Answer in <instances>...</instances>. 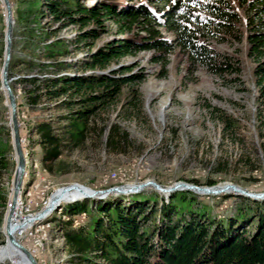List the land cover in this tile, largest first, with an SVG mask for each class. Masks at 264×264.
Segmentation results:
<instances>
[{
  "label": "trees",
  "instance_id": "1",
  "mask_svg": "<svg viewBox=\"0 0 264 264\" xmlns=\"http://www.w3.org/2000/svg\"><path fill=\"white\" fill-rule=\"evenodd\" d=\"M236 2L242 8L237 10ZM29 6L19 13L25 21L33 20L44 41L50 33L76 26V47L87 43L91 51L80 63L70 64L68 42L56 36L46 43L49 62L47 74L24 75L27 105L43 98L56 107L67 109L57 116L61 124L44 120L34 126L35 143L41 149L40 162L49 172L65 149H77L87 140L90 121L96 111L113 102L122 87L138 75L119 77L114 71L98 73L119 58L153 51L152 61L166 64L175 50L183 52L191 65H198L213 75L224 78L239 73L233 59L216 51L211 43H223L230 37L247 42V51L255 59L254 72L259 92L264 96V0H28ZM50 17L55 28L41 27V19ZM117 26L118 38L94 48V43L108 32V22ZM35 28H30L32 32ZM41 31V32H40ZM165 33L171 34L167 37ZM10 61L9 76L17 66ZM30 67L35 64L29 62ZM78 67L89 74L71 76ZM39 70L43 71L42 65ZM126 68L123 69L125 71ZM12 86V85H11ZM15 91V88L12 86ZM225 130H234L230 118H222ZM135 142L115 124L109 126L106 145L113 152ZM6 163L0 162V169ZM225 168L216 163L212 173ZM200 185L196 180H190ZM206 185L216 184L208 179ZM210 196V195H207ZM215 197V196H212ZM240 203L232 214L211 215V207L199 202V195L188 190L172 192L168 201L160 194L145 191L128 196L127 203L86 200L63 207L65 220H60L62 237L71 264H264V199L239 196ZM0 221L6 197L0 192ZM84 224L74 226L82 214Z\"/></svg>",
  "mask_w": 264,
  "mask_h": 264
},
{
  "label": "rangeland",
  "instance_id": "2",
  "mask_svg": "<svg viewBox=\"0 0 264 264\" xmlns=\"http://www.w3.org/2000/svg\"><path fill=\"white\" fill-rule=\"evenodd\" d=\"M9 1L14 19L11 59L18 63L9 78L15 88L21 145L26 159V171L18 197L23 196L27 189L30 192L35 189L36 182L40 184L39 195L31 200V195L27 197L33 216L35 210L48 204L53 193L72 184L103 189L116 185L131 186L151 179L162 186L190 180L198 181L199 186H208L205 182L211 179L216 182L212 186L231 183L250 192H264V96L259 92L254 72L255 59L247 51L246 40L240 42L233 37L223 43H211L216 51L230 56L240 68L239 73L224 78L207 72L201 66L189 64L187 56L179 50L169 54L165 65L152 61L153 51L147 50L119 58L105 69L97 70L98 73L114 71V75L119 77H138L125 84L113 102L96 111L90 121L91 130L85 143L77 149H65L54 163L53 171L46 170L40 162L41 149L35 143L34 126L48 120L58 128L64 123H59L57 116L65 114L67 109L56 107L54 101L46 98L36 105H27L24 85L18 80L24 75L47 74L50 67L44 66L49 62L45 44L56 36L68 42L69 52L61 59L73 65L82 62L91 47L87 43L76 47L73 41L78 29L72 25L59 29L56 35L50 33L48 40L44 41L38 32L40 28L35 27L33 20L19 18V13L29 6L28 0ZM94 1L88 0L87 4ZM233 4L242 12L235 1ZM4 14L0 0V79L4 58ZM56 26L48 16L41 19V27L45 29ZM30 28H35L33 35ZM164 34L171 37L169 33ZM119 36L117 26L110 21L108 32L95 41L94 48ZM29 62L35 66L30 67ZM39 65H42L43 71L39 70ZM68 73L74 76L91 72L74 67ZM6 104L0 84V162L6 163V167L0 169V192L6 197V207L0 221V264H12L1 256L6 244L2 225L16 167ZM225 117L235 122L234 130L224 129L222 118ZM112 124L125 131L135 142L122 147L123 152H113L106 145L108 129ZM216 163L225 168L224 173H212ZM142 191L147 195L157 192L151 188ZM157 193L160 194V204L161 200L167 202L172 192L169 195ZM130 195L133 194L108 196L112 197L113 202L125 204L130 200ZM198 195L199 202L208 204L211 215L216 217L232 214L243 202L237 197L239 194L231 191L210 196ZM107 198L81 197L60 202L45 218L31 221L32 228L43 225L40 232L42 246L39 256L35 258L38 264H71L67 261L61 226H55L67 218L63 207L86 200L94 209L91 200L97 202ZM32 215L25 212V217ZM86 218L83 213L74 220V226L84 224Z\"/></svg>",
  "mask_w": 264,
  "mask_h": 264
},
{
  "label": "water",
  "instance_id": "3",
  "mask_svg": "<svg viewBox=\"0 0 264 264\" xmlns=\"http://www.w3.org/2000/svg\"><path fill=\"white\" fill-rule=\"evenodd\" d=\"M6 10V25L4 30V58L1 69V89L6 94L7 104L6 106L10 110V124H11V137L12 146L16 156V167L12 179V196L9 200L10 206L6 209L3 217L2 232L5 238V243L12 247L17 253H19L27 264H38L32 253L15 237L14 232L26 224L25 221L16 223L13 221L14 209L19 191L22 186L24 174L26 171V159L22 151L21 137L19 131V123L17 119V103L16 96L10 84L9 67L11 61V48H12V30H13V10L9 0H2ZM125 186V185H124ZM123 185H116L103 189H91L79 184H72L64 187V190L76 189L83 194V198L90 199H103L109 197V194L125 195L138 193L144 189L151 188L155 191L169 195L171 192L178 190L193 191L198 194L216 195L226 191H231L235 194L243 195L255 200L264 199V192H250L242 189L234 184L225 183L217 186H199L194 183L188 182H176L169 186H162L154 180L148 179L143 182L132 184L129 187ZM59 204V199L55 198L51 200L50 205L47 208H43L35 217L37 220H41L48 216Z\"/></svg>",
  "mask_w": 264,
  "mask_h": 264
},
{
  "label": "bare ground",
  "instance_id": "4",
  "mask_svg": "<svg viewBox=\"0 0 264 264\" xmlns=\"http://www.w3.org/2000/svg\"><path fill=\"white\" fill-rule=\"evenodd\" d=\"M2 3H3V1H2ZM3 7H4V12H5L4 22L6 25V10H5L4 3H3ZM4 95H5L6 102H7L6 94L4 93ZM9 122H10V110H9ZM10 127H11V124H10ZM124 187H129V186H124ZM30 195H31V192H30V190L28 191V189H27L26 192H23V196L20 195L18 197V199L16 200L17 202L15 204L14 216L16 218V223H20L22 221L26 222L25 225L28 226L27 227V235L29 236L30 239H37V246L40 249L42 246V240H41L40 232L43 229L42 228L43 225L38 224L37 227H33V228H32V226H30L31 224H33L31 221L37 220V219H35L36 215L33 216L30 212V210H31L30 202L27 200V197H29ZM11 196H12V187H11V193H10L9 198H11ZM81 197L83 198V194L81 192H79L78 190L72 189V190L67 191V190H64V188H63L62 190L56 191L55 193H53V195L49 199V202L45 208H47L50 205L51 200L55 199V198H58L59 203H60V202H64V201H74L75 199H80ZM9 206H10V202L8 203L7 209L9 208ZM23 209L25 210V212L28 213V215H32V216L22 218V216L20 214H22ZM1 256L3 259L8 260L12 264H27L25 262V260L23 259V257L19 253H17L12 247H10L8 244H5L3 246Z\"/></svg>",
  "mask_w": 264,
  "mask_h": 264
},
{
  "label": "built area",
  "instance_id": "5",
  "mask_svg": "<svg viewBox=\"0 0 264 264\" xmlns=\"http://www.w3.org/2000/svg\"><path fill=\"white\" fill-rule=\"evenodd\" d=\"M40 184L35 183V189H31V196L29 200L37 197L40 192ZM46 205H44L43 208H45ZM43 208H40L38 210H35V215H37ZM25 217V210L23 209V215L22 218ZM13 221L16 222V218L13 215ZM27 227L28 226H22L18 228L15 232L14 235L18 239L19 242H21L31 253L32 255L37 258L40 254V249L37 246V239H30L29 236L27 235Z\"/></svg>",
  "mask_w": 264,
  "mask_h": 264
}]
</instances>
